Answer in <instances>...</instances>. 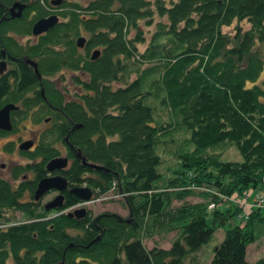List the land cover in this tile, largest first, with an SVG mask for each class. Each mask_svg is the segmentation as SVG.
Wrapping results in <instances>:
<instances>
[{"label":"trees","instance_id":"1","mask_svg":"<svg viewBox=\"0 0 264 264\" xmlns=\"http://www.w3.org/2000/svg\"><path fill=\"white\" fill-rule=\"evenodd\" d=\"M10 1L0 0V41L8 54L34 58L41 75L61 67L81 75L69 97L51 91L43 77L42 97L34 72L20 62L11 89L0 77V105L18 104L10 110L12 128L21 118L52 114L33 148L20 150L33 161L9 169L15 184L0 176V264H246L253 224L264 222L258 204L244 209L241 202L248 190L264 192L263 62L256 48L264 44V0H59L58 20L24 43L13 33L30 36V22L47 13L41 2L49 0H28L21 18H2ZM233 21L231 32L222 29ZM64 136L80 157L68 150L69 162L58 171L74 186L85 182L93 196L112 185L127 216L71 214L66 208L79 199L67 191L55 208L32 199L44 161L59 153L53 142L67 146ZM160 144L175 157L166 175L158 170ZM230 144L240 158L221 159ZM29 169L32 175L22 176ZM195 190L201 199L187 200ZM232 213L239 221L224 228L205 262L198 250ZM173 228L167 246L142 240Z\"/></svg>","mask_w":264,"mask_h":264},{"label":"rangeland","instance_id":"2","mask_svg":"<svg viewBox=\"0 0 264 264\" xmlns=\"http://www.w3.org/2000/svg\"><path fill=\"white\" fill-rule=\"evenodd\" d=\"M78 2L83 3L85 0H75ZM54 7V6H51ZM53 9V8H52ZM236 24V22L230 23L228 26H223L222 29L228 32L232 31L233 26ZM239 25L241 27H246L247 23L246 21H239ZM145 27V26H144ZM84 34V32H82ZM147 32H145V36ZM142 44H138V47H141ZM256 48L259 51V54L262 58V67L261 71L258 76V82L264 86V44H259L256 46ZM80 72L79 70H70L67 68H59L55 71H53V76H50L51 82L62 91L64 97H69L71 91L74 88H77V85L79 84L80 80ZM161 117L165 118V114L163 110L160 111ZM48 122L46 124H42L41 122L34 123L29 120L28 117L21 118L16 122V126L14 128H11L9 131H6L5 133L0 134V176L6 178L9 182L12 184H15L16 180L10 178L9 176V169L13 164L21 163L25 161V155L18 152V148H16V143L19 139L28 138L29 136H32L36 131L39 129H42V127H47ZM11 143V146L9 149H7L6 143ZM59 147L60 154H64V147L60 141H56L54 143ZM165 144H160L159 147L163 150L162 153V159L161 163L158 165V170L165 171L163 175H166L167 171L166 166L170 167L175 162V157L170 151V146L165 148ZM219 157L221 159H238L240 158V155L234 145L230 144L226 148L223 149V151L219 154ZM161 179L156 180L155 183H159ZM53 190L46 191L44 194H42L40 198V202L47 201L48 199L52 198L54 195ZM122 193L119 191H116V188L114 189L113 186L103 193H100L99 195L95 196L92 200L85 202V207L90 210L91 214H95L102 210H108L112 211L114 213H117L120 216H127V206L124 203L122 199ZM258 196H262L264 198V192L261 190H250L248 199L252 198L251 201L254 198H259ZM186 199L189 201H195L201 199V196L196 192H193L190 195L186 196ZM254 201V200H253ZM259 201V199H258ZM172 202H176L175 200H172ZM261 203V202H259ZM209 207V206H208ZM223 206L221 204H218V208H222ZM248 208L247 205H245L246 209ZM259 211L261 215H264V201H262V204L259 205ZM12 219H17L19 217V213L17 211L12 212L11 214ZM212 214L207 213L205 215V221L207 224H211ZM240 216L231 214L228 218L223 219V222L220 223L215 230L213 231V234L211 237L202 244L203 247H201L200 250H198L199 256L201 259H203L205 262L209 259V256L211 254L212 245L218 241L223 234V230L225 227L230 225L233 222L239 221ZM215 222H218L219 219L216 218L214 220ZM175 228L173 230H169L167 232H156L152 233L151 236L143 237L142 240L146 246H151L153 243L161 246H167L170 243V240L175 235ZM253 233L255 235V238L253 241L249 242L246 246V264H256V260L258 258H261L264 260V222H255L253 224ZM210 251V254H209Z\"/></svg>","mask_w":264,"mask_h":264},{"label":"flooded vegetation","instance_id":"3","mask_svg":"<svg viewBox=\"0 0 264 264\" xmlns=\"http://www.w3.org/2000/svg\"><path fill=\"white\" fill-rule=\"evenodd\" d=\"M30 1V0H29ZM14 2L15 3H17V4H22V6L21 7H19L18 8V6L17 5H15V6H13V8H9V6L11 5V4H14ZM27 2H28V0H11L9 3H7V4H5L4 5V7H3V12H2V18L3 17H5V18H21L22 17V13L24 12V10L26 11V9H25V7L27 6ZM42 3V5L47 9V13L45 12V14L44 15H48V14H51L52 12H54V9H52L53 7H51V6H53L49 1L47 2V3H43V2H41ZM49 9V10H48ZM18 12L17 14H14V15H11V13H13V12ZM32 14H34V10L33 9H28V11H27V13H26V15L25 16H27V17H30ZM44 15H38V16H36L31 22H30V25H29V31H30V36L28 35V34H25V32H23V33H21V34H18V33H16V32H14L13 34L14 35H12L13 37V39H15L17 42L19 41V42H21V43H24L25 41H26V39L28 40H31V41H33V39H34V37L37 35V34H39V33H36V34H33V33H31V30H30V27H31V24H32V22L35 20V19H37L38 17H40V16H44ZM12 30H9L8 32H11ZM8 34H10V33H8ZM81 47H83V46H80V47H77V48H80L81 49ZM26 59H29V60H31V61H33V62H35V64H36V60L34 59V58H31L30 56H26V55H22V56H12V55H10V54H8V52H7V50H5V48H4V46H3V44H2V42L0 41V77L1 76H3L4 77V79H5V81L8 83L7 84V89L9 90V89H11V86H12V81L14 80V81H17L18 79H19V77H20V74H21V70H19V68H22V66H19L18 65V63L20 62V63H22V64H25L26 66H28V67H30L31 68V70L34 72V75H35V77H36V79L38 80V82H39V84H38V89L40 90V87L42 88V93L40 92V94H41V96L43 97V86H42V83H41V79H42V77H43V79H46V80H51V78H50V76H53V72H51V73H49V74H43V75H41V74H39L38 76L35 74V71H34V69H33V67H32V65L29 63V62H27V61H25ZM62 68V67H61ZM36 69H37V66H36ZM13 74L15 75V77H16V79L14 78V76H13ZM49 89H51V91L52 90H55V91H59L61 94H63L62 93V91L61 90H59L52 82H51V86H50V88ZM31 91H29L28 93H30ZM6 102H11V101H6ZM5 103V102H4ZM12 103H14V102H12ZM15 105H16V108H17V106H18V104L17 103H14ZM2 105V104H1ZM0 105V106H1ZM36 106H33V108H35ZM15 109V108H14ZM12 110V109H11ZM48 110L50 111H52V110H56V107L55 106H52L51 104H49L48 103ZM10 115V114H9ZM51 113H46L45 114V116L43 117V118H41L40 119V121H35L34 123H38V122H41L42 124H46V122H48V125H49V123H51ZM10 120H11V118H10ZM73 127H76L73 123H71V127L70 128H73ZM10 130V129H9ZM9 130H7V131H9ZM42 130H43V127H42V129H39L38 131H36L32 136H29L28 138H23V139H19L18 140V142L16 143V148H18L17 150H18V152L19 153H21L20 152V150H28V149H32L33 148V146L35 145V142L39 139V135L41 134V132H42ZM66 136H64L63 137V139H64V141H65V143L67 144V146H68V148H67V146L62 142V141H60V140H56V141H60L61 143H62V145H63V147H64V154H60V150H59V147L57 146V145H55L56 147H57V149H58V151H59V153L58 154H56V155H53V156H51V157H54V156H58V155H64L65 157H66V162H65V165L64 166H62V167H60V168H55V169H52V170H50V171H47L46 169H45V163H46V161L49 159V158H51V157H49V158H47L45 161H44V163H43V168H44V174L42 175V176H45V175H48V174H51V173H54V174H56V173H59V174H61L58 170H60V169H63L64 167H66V165H67V163L69 162V156H68V154H66V152L68 151V150H72L71 152L73 153V151H74V147L71 145V143H69L68 141H67V138H65ZM27 139H29V140H31V144L27 147V148H19L18 147V144L21 142V141H23V140H27ZM56 141H54L53 143H55ZM23 154V153H22ZM25 161L24 162H27V163H30L31 161H33V159L32 160H30V159H28L26 156H25ZM38 161L39 160V157H35L34 158V161ZM22 163V162H21ZM95 168V167H94ZM32 175V171H31V169H29V170H27V171H25L23 174H22V176H27V175ZM62 175V174H61ZM42 176H40V177H42ZM63 176V175H62ZM39 177V178H40ZM38 178V179H39ZM37 179V180H38ZM66 179V178H65ZM37 180L35 181V185H36V182H37ZM84 185L83 186H88L85 182L83 183ZM35 185H34V187H33V190H34V188H35ZM75 184H71V183H69L68 181H67V179H66V185H65V187L63 188V189H61V190H59V189H56V188H52V187H50V188H47L42 194H44L46 191H49V190H53L55 193H54V195H56L57 193H60L61 195H62V197H61V202H62V198H63V194H64V192L65 191H67V192H69V193H72V194H74L73 192H70L68 189L70 188V187H72V186H74ZM33 190H32V193H31V195H32V199H34V200H38L39 202H40V198H41V196H42V194L40 195V196H38V198H33ZM92 193H93V190H92ZM54 195L52 196V198L54 197ZM75 195V194H74ZM52 198H50V199H48L47 201H49V200H51ZM79 199V198H78ZM47 201H44V202H40V204H42V206L44 207V204L47 202ZM61 202H60V204H61ZM77 204H79L78 206H80V207H84V209H85V211L88 209V208H86L85 207V204H83L82 202L81 203H77ZM56 207H58V206H56ZM69 207V206H68ZM67 207V208H68ZM45 208V207H44ZM48 208H55V207H48ZM67 211L69 210V209H66ZM85 211H84V213H85ZM84 213H82L81 215H83Z\"/></svg>","mask_w":264,"mask_h":264},{"label":"water","instance_id":"4","mask_svg":"<svg viewBox=\"0 0 264 264\" xmlns=\"http://www.w3.org/2000/svg\"><path fill=\"white\" fill-rule=\"evenodd\" d=\"M59 0H50V2L52 3H57ZM17 5L18 8L22 6V4H17L14 2V4H11L9 6V8H13V6ZM18 12L14 11L12 14H17ZM57 20L56 14L55 13H51L48 15H44V16H40L37 19H35L30 27L31 33L36 34L38 32H41L45 29H47L48 27H50L51 25H53ZM84 42V37L82 35H79L75 38V44L77 46H82ZM98 53L97 49H93L90 52V57H95ZM25 61L29 62L34 71L35 74L38 76L39 73L36 69V64L35 62L26 59ZM40 92L42 93V88L40 87ZM16 108V105L12 102H5L0 106V129L3 130H9L11 128V120H10V110ZM75 126H77L78 124H74ZM66 138V137H65ZM31 144V140L27 139V140H23L18 144L19 148H27L29 145ZM74 154L76 156H79V151L78 150H74ZM81 161L85 162L84 159L81 157ZM66 162V157L65 156H54L49 158L46 163H45V169L47 171H50L52 169L55 168H60L62 166L65 165ZM87 164L89 166L95 167V168H101L100 164L97 163H93V162H87ZM66 185V179L64 176H62L59 173H51L45 176L40 177L35 185V188L33 190V198H38V196H40L47 188H56V189H63ZM70 192H73L80 200H87L90 198L91 195V189L88 186H72L68 189ZM61 197L62 195L60 193H57L56 195H54V197L47 201L44 204L45 208L48 207H56L60 205L61 202ZM85 209L84 207H78L73 209L72 213H74L75 215H81L82 213H84ZM117 215V214H116Z\"/></svg>","mask_w":264,"mask_h":264},{"label":"bare ground","instance_id":"5","mask_svg":"<svg viewBox=\"0 0 264 264\" xmlns=\"http://www.w3.org/2000/svg\"><path fill=\"white\" fill-rule=\"evenodd\" d=\"M12 15H14V14H12ZM38 71V70H37ZM39 73V72H38ZM40 74V73H39ZM77 157H80V154H79V156H77ZM84 184H82V185H79V186H83Z\"/></svg>","mask_w":264,"mask_h":264},{"label":"built area","instance_id":"6","mask_svg":"<svg viewBox=\"0 0 264 264\" xmlns=\"http://www.w3.org/2000/svg\"><path fill=\"white\" fill-rule=\"evenodd\" d=\"M212 204H213L212 202L209 203V205H212Z\"/></svg>","mask_w":264,"mask_h":264}]
</instances>
